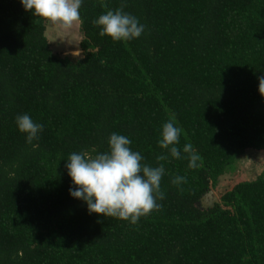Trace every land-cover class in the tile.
Wrapping results in <instances>:
<instances>
[{
    "label": "trees",
    "instance_id": "16d2710c",
    "mask_svg": "<svg viewBox=\"0 0 264 264\" xmlns=\"http://www.w3.org/2000/svg\"><path fill=\"white\" fill-rule=\"evenodd\" d=\"M119 8L146 26L140 38L99 35L93 20ZM80 14L73 59L52 50L43 18L0 0V264H264V168L200 207L227 167L264 152V0H83ZM22 114L44 125L32 144ZM170 120L182 157L187 143L201 159L161 162L159 211L133 225L69 195L70 154L103 153L117 133L158 166Z\"/></svg>",
    "mask_w": 264,
    "mask_h": 264
},
{
    "label": "clouds",
    "instance_id": "9594fccd",
    "mask_svg": "<svg viewBox=\"0 0 264 264\" xmlns=\"http://www.w3.org/2000/svg\"><path fill=\"white\" fill-rule=\"evenodd\" d=\"M24 10L32 16L43 18L53 27L71 34L81 23L80 9L83 0H20ZM100 28L101 37H110L114 42L138 39L146 26L123 10H109L93 20ZM258 91L264 97V75L258 77ZM16 125L25 134L26 142L32 144L40 138L44 125L36 123L28 114L18 115ZM182 129L173 121L163 124L158 147L166 154L157 155L158 166L144 162L139 151H133L131 140L121 134L112 133L108 138V150L91 155L88 152H73L66 161L67 175L72 184L69 195L82 201L90 215L112 217L135 225L141 217L159 211L158 201L165 199L161 181L166 169L162 161L187 159L188 167H199L200 155L191 144L178 147ZM172 184L179 186L187 182L185 176H174Z\"/></svg>",
    "mask_w": 264,
    "mask_h": 264
},
{
    "label": "rangeland",
    "instance_id": "374dc122",
    "mask_svg": "<svg viewBox=\"0 0 264 264\" xmlns=\"http://www.w3.org/2000/svg\"><path fill=\"white\" fill-rule=\"evenodd\" d=\"M46 36L52 50L59 56L70 58H82L80 49L82 41L81 26L77 25L69 34L59 27H53L45 21ZM264 168V152L249 150L239 157L235 163L227 167L226 172L219 178L212 194L221 201L222 196L242 182L256 181ZM203 208L202 203L200 204Z\"/></svg>",
    "mask_w": 264,
    "mask_h": 264
},
{
    "label": "water",
    "instance_id": "95a60500",
    "mask_svg": "<svg viewBox=\"0 0 264 264\" xmlns=\"http://www.w3.org/2000/svg\"><path fill=\"white\" fill-rule=\"evenodd\" d=\"M203 208L201 209H209L213 208L216 204H219V200L212 194L210 191L208 194L204 196V198L201 200Z\"/></svg>",
    "mask_w": 264,
    "mask_h": 264
}]
</instances>
